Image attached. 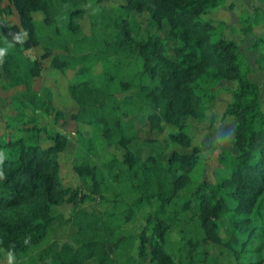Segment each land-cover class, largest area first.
Here are the masks:
<instances>
[{
  "label": "trees",
  "instance_id": "1",
  "mask_svg": "<svg viewBox=\"0 0 264 264\" xmlns=\"http://www.w3.org/2000/svg\"><path fill=\"white\" fill-rule=\"evenodd\" d=\"M9 1L19 22L0 21V48H7L1 65L9 86L22 83L27 88L15 97L21 105L37 103L46 112L52 109L39 93L30 91L31 78L39 75L40 68L38 63L28 64L23 51L34 46L43 45L42 57H51L49 68L55 70L124 54L140 60L141 71L130 91L127 82L120 83L128 91L122 98L96 79L82 80L68 89L77 105L71 119L100 125L106 144L123 150L121 158L104 164L91 163L86 157L72 164L82 182L90 178L91 183L84 182L85 189L60 182L57 155L68 144L64 133L48 135V146L40 144L41 129L34 126L26 138L0 139V248L16 258L24 256L46 239L55 220L52 209L69 204L74 209L68 220L75 232L43 250L51 254L52 264L90 260L142 264L146 256L155 264H264L262 91L249 78L253 67L242 69L236 42L218 37L213 23L203 18L222 0H121L116 34L108 40L90 38L76 22L88 13L89 0ZM36 12L43 14L40 21L33 17ZM134 12L147 13L156 25L168 26L169 35L178 42L174 58L168 56L159 35L132 36ZM56 42L70 48L53 53ZM252 48L257 51L253 66L264 73V34L253 37ZM220 81L236 82L222 117L235 119L237 153L220 154V162L229 170L222 180L192 178L201 151L197 145L189 153L173 151L166 163L153 154L139 159L129 148L137 134L136 117L157 131L175 128L168 139L189 145L184 120L206 117L211 88ZM93 195L106 198L109 209L95 213L81 206ZM153 200L158 201L157 207L146 215L140 233L124 234L123 226ZM222 219L228 229L225 240L220 236ZM172 231L178 239L168 237ZM109 241L114 243L113 253L108 250ZM39 258L44 260L42 255Z\"/></svg>",
  "mask_w": 264,
  "mask_h": 264
},
{
  "label": "rangeland",
  "instance_id": "2",
  "mask_svg": "<svg viewBox=\"0 0 264 264\" xmlns=\"http://www.w3.org/2000/svg\"><path fill=\"white\" fill-rule=\"evenodd\" d=\"M121 3V0H101L98 3L89 0L88 13L77 18L76 22L83 33L90 38L106 40L114 38L116 34L114 23L121 17ZM33 17L36 21H40L43 14L36 12ZM203 18L213 23L218 37L236 42L243 70L253 67L249 72V78L260 86L261 110L264 113V85L262 84L264 73L253 66L257 51L252 48L253 37L264 34V0H222L216 9L204 14ZM133 19L132 36L134 38L145 39L150 34L159 35L167 48L168 56L174 58L178 42L169 35L168 26L165 23L156 25L147 13L134 12ZM1 20L8 25H17L19 22L17 10L9 0H0ZM67 48L70 47L64 48L58 42L52 46L53 53L65 52ZM44 52L43 45L23 51L28 64L38 63L40 68L39 75L31 78L30 91L39 93L49 103L47 105L52 108L51 112H46L37 103L21 105L15 97L27 88L22 83L9 86L10 79L0 62V139L12 141L26 138L28 129L34 126L41 129L38 134L40 144L48 146L51 142L48 135L52 132L64 133L68 138V144L65 150L57 155L60 182L66 187L82 185L85 189L84 182L91 183L90 178L82 182L73 171L72 164L80 162L84 157L91 163L104 164L113 157L121 158L123 150L106 144L100 136V125L85 124L71 119L70 114L77 110V105L69 97L68 89L82 80L96 79L102 81L115 97L122 98L132 89L135 80L139 79L141 61L126 58L124 54H115L102 61L68 65L63 70H55L49 68L51 57H42ZM73 52L78 53V50ZM121 82L128 83V91L121 89ZM235 87L234 81L218 82L211 88L213 97L207 105L206 117L201 120L185 118V131L191 137L189 145L178 144L168 139V133L175 132V128L165 126L163 130L157 131L150 129L147 120L136 117L134 121L137 134L129 148L139 159L153 154L166 163L173 151L189 153L192 146L197 145L201 151L198 165L191 173L192 178L213 183L222 180L229 170L226 164L220 162V154L224 151L237 153L233 141L236 132L235 119L232 116L222 117L225 108L232 101L231 93ZM56 113L60 115L57 116ZM106 203V198L93 195L81 206L95 213H102L109 209V204ZM157 204L158 201L153 200L139 208L134 219L123 226L122 232L126 235H138L143 229L146 215L154 211ZM73 209L74 207L69 204L54 207L52 214L55 220L49 226L44 242L19 258L11 254V260H9V253L0 248V264H52L51 254L45 255L43 250L54 242L67 240L75 232L68 220ZM219 224L220 236L225 240L228 238L227 224L224 219L220 220ZM168 237L178 239L179 235L176 231H172ZM108 250L111 253L114 252L113 241H109ZM39 255H42L44 260L39 258ZM149 259L148 256L144 257L142 264H155L150 263ZM85 264H94V260L87 261Z\"/></svg>",
  "mask_w": 264,
  "mask_h": 264
},
{
  "label": "clouds",
  "instance_id": "3",
  "mask_svg": "<svg viewBox=\"0 0 264 264\" xmlns=\"http://www.w3.org/2000/svg\"><path fill=\"white\" fill-rule=\"evenodd\" d=\"M15 39L19 41V40H20L19 35H17V36L15 37ZM9 46H11V45H9ZM6 54H7V48H0V62H2L3 57H4ZM2 162H3V159L0 158V163H2ZM2 175H3V173L0 172V177H2ZM25 243H27V240H25ZM11 259H12V255H11V253H9V260H11Z\"/></svg>",
  "mask_w": 264,
  "mask_h": 264
}]
</instances>
